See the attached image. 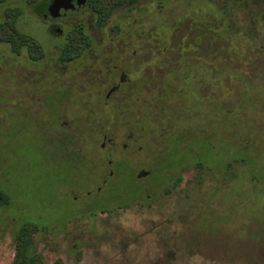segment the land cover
Masks as SVG:
<instances>
[{"label": "rangeland", "instance_id": "1", "mask_svg": "<svg viewBox=\"0 0 264 264\" xmlns=\"http://www.w3.org/2000/svg\"><path fill=\"white\" fill-rule=\"evenodd\" d=\"M27 1L0 0V22L17 12L15 28L43 51L0 43V188L12 199L0 264H12L22 222L39 226L38 264H264V46L236 63L235 37L208 49L200 24L187 69L189 37L174 53L154 35L187 20L183 0L122 4L99 28L86 3L52 17L51 0ZM196 3L210 34H248L264 14V0ZM77 23L92 44L62 63Z\"/></svg>", "mask_w": 264, "mask_h": 264}, {"label": "trees", "instance_id": "2", "mask_svg": "<svg viewBox=\"0 0 264 264\" xmlns=\"http://www.w3.org/2000/svg\"><path fill=\"white\" fill-rule=\"evenodd\" d=\"M39 0H28V5H35ZM140 0H86V6L89 7L95 17V24L99 28L101 27L104 22L108 21L110 17L114 14L117 7H119L122 4H127L129 6H132L134 3ZM259 1V0H256ZM263 1V0H262ZM197 0H183L182 6L184 9H190V14H188V18H185V22L183 21H175L172 23L170 27V31L165 32V34H162L157 31L155 33V37L159 38V43L166 42L167 36L170 37V45L169 46H163L164 50H171L172 48L175 49V51L181 52V43H182V37L188 36L189 37V43L188 46L191 48L189 51H184V54L182 55L178 51V58H183V64L185 68L188 69L190 62L193 59V54H199L202 49H200V45L203 44L201 42V38L203 35L199 34L198 32H195V29L198 30L200 24H202V28L205 31V37L204 40L209 46L212 42L216 43L219 42L217 39L218 37L221 38V41H228L229 37L231 36L235 37V42L237 45H232V42L230 41L228 43V46H230V50H228L230 56L235 59L234 62L239 63L241 60L243 61L244 58H254L255 56L260 54L262 51L255 49V45L257 43H260L261 46H264V14H261L259 17H252V29L250 30V33L248 34H240L238 32H232L227 27H223L218 29L215 34L212 33L213 25L208 22V18H200L198 17V8ZM11 13V16H8L7 19H5L3 22H0V31H2V34L0 35V43L6 42L10 44L11 50L15 54H19L22 48L28 49V52L30 54V57L32 59H40L43 57V51L41 45L31 36H28L26 34H22L17 31L15 28V17L18 15L17 12H14L12 9L9 10ZM13 13V14H12ZM187 15V14H185ZM183 22V23H182ZM258 25V26H257ZM85 25L83 23H77L73 26L71 29V32H69L65 38L66 43L64 44L60 56V62L66 63L71 62L79 57H81L87 48H89L92 44V40L89 35H87L84 31ZM153 33V32H151ZM229 33V37L227 38L225 34ZM210 34V35H209ZM247 37V38H246ZM248 42L247 46L243 49L240 48L242 45L241 41L242 39ZM209 39V40H207ZM210 40L211 43H210ZM258 44V45H260ZM187 47V48H189ZM205 48V50H208ZM264 52V47H263ZM212 53V52H211ZM208 56V57H207ZM207 60L215 61L217 59V55L215 58L211 59V56L209 53L205 56ZM182 58L180 60H182ZM179 60V61H180ZM189 60V61H188ZM178 81V79H177ZM122 83V81H120ZM120 87L114 86L113 89L116 91ZM136 87H132L129 89L131 93L135 91ZM123 90V89H122ZM190 90V89H189ZM164 94H166L165 87L162 88ZM162 93V92H161ZM141 130V129H140ZM62 137H68L70 140L67 143V146L71 143V136L65 135ZM183 135L181 136V138ZM180 141V140H179ZM197 164L201 163V160H196ZM184 163V160H180L177 162L176 166H179ZM175 166V165H174ZM123 197L127 196L128 199L132 195L138 194V192L126 194L121 192ZM131 195V196H130ZM137 196V195H136ZM127 199V200H128ZM11 196L7 194L4 190L0 188V211L4 206H7L11 202ZM120 201V199H119ZM118 201V202H119ZM126 200H121L118 205L124 204ZM101 212H105V208L100 209ZM39 229V226L33 222H22L20 226L18 227V230L16 232L15 237V249H14V257L12 260V264H38L40 261L39 255L35 252V250L32 249V233H35Z\"/></svg>", "mask_w": 264, "mask_h": 264}, {"label": "flooded vegetation", "instance_id": "3", "mask_svg": "<svg viewBox=\"0 0 264 264\" xmlns=\"http://www.w3.org/2000/svg\"><path fill=\"white\" fill-rule=\"evenodd\" d=\"M60 1H61V3H60L61 4V8L59 9V13H58L57 16H65V14L67 12L78 10V8H79L78 0L66 1V4L63 2V0H60ZM54 2H55L54 0L50 1V4L47 6L46 13L50 14V9L49 8ZM43 18H45L44 15H43ZM120 80L123 81V78H121ZM111 175H112V172H110L109 176H111ZM99 189L100 188H98L96 191H99Z\"/></svg>", "mask_w": 264, "mask_h": 264}, {"label": "water", "instance_id": "4", "mask_svg": "<svg viewBox=\"0 0 264 264\" xmlns=\"http://www.w3.org/2000/svg\"><path fill=\"white\" fill-rule=\"evenodd\" d=\"M55 2L50 6V14L52 17H57L59 13V9L61 8V1L60 0H54ZM86 3V0H78V6L84 5Z\"/></svg>", "mask_w": 264, "mask_h": 264}, {"label": "clouds", "instance_id": "5", "mask_svg": "<svg viewBox=\"0 0 264 264\" xmlns=\"http://www.w3.org/2000/svg\"><path fill=\"white\" fill-rule=\"evenodd\" d=\"M190 259H191V264H199L200 261L199 256L193 255Z\"/></svg>", "mask_w": 264, "mask_h": 264}]
</instances>
